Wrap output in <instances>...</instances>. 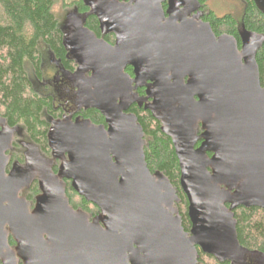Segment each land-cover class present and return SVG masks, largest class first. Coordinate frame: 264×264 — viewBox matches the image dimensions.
<instances>
[{
	"label": "water",
	"instance_id": "95a60500",
	"mask_svg": "<svg viewBox=\"0 0 264 264\" xmlns=\"http://www.w3.org/2000/svg\"><path fill=\"white\" fill-rule=\"evenodd\" d=\"M166 1H85L103 31L116 35L112 46L82 27L75 48L80 70L91 72L86 107L107 126L53 122V158L67 160L57 175L42 171L32 213L21 193L35 172L19 163L8 171L16 129L0 117V264H198V248L220 261L247 251L233 210L264 209V87L256 61L264 37L244 32L239 49L234 37H217L173 1L167 17ZM253 1L264 13V0ZM146 86L179 161L190 233L175 207L177 189L148 169L143 128L128 112L132 92ZM62 179L101 215L90 221L74 210Z\"/></svg>",
	"mask_w": 264,
	"mask_h": 264
},
{
	"label": "trees",
	"instance_id": "16d2710c",
	"mask_svg": "<svg viewBox=\"0 0 264 264\" xmlns=\"http://www.w3.org/2000/svg\"><path fill=\"white\" fill-rule=\"evenodd\" d=\"M244 10L241 21L226 14L218 16L208 8V0H199V19L210 24L217 37L229 35L236 39L241 49V37L244 32H253L264 37V13L258 10L253 0H243ZM55 0H0V117L6 125L19 131L14 135L9 170L16 162L25 164L21 151L23 142L29 143L49 160H54L52 171L59 173L61 160L53 158L49 145V132L54 121L62 120L65 110L57 106L52 95H44L35 90L26 66H30L38 80L43 78V52L48 49L66 71L75 72L78 65L69 55L65 43L62 24L66 14L55 12ZM66 9L74 10L85 16L84 26L96 36L102 31L96 16L90 14V6L85 0H75L66 4ZM109 40V37L103 36ZM256 61L264 87V42L257 52ZM133 75L131 68L127 69ZM148 86L139 89L138 97L128 106V112L134 114L145 134V160L152 174L163 173L177 189L179 201L175 204L181 217L184 230L190 233L192 224L189 218V202L180 186V167L172 139L163 131L159 114L151 108L152 100L147 94ZM73 120H89L94 125H105L104 116L92 107L80 108ZM1 129V127H0ZM204 130L198 126V135ZM22 135V136H21ZM22 138V141L21 139ZM202 143L199 141L198 146ZM212 156V155H210ZM66 196L74 210L86 212L90 220L101 215V210L85 200L72 188L71 182L62 179ZM41 194L38 180L22 191L21 195L35 206ZM228 207H230L228 205ZM236 221V236L240 246L249 251L264 255V209L238 206L233 210ZM11 248L16 247L10 237ZM198 264H234L232 260H218L198 248Z\"/></svg>",
	"mask_w": 264,
	"mask_h": 264
},
{
	"label": "rangeland",
	"instance_id": "374dc122",
	"mask_svg": "<svg viewBox=\"0 0 264 264\" xmlns=\"http://www.w3.org/2000/svg\"><path fill=\"white\" fill-rule=\"evenodd\" d=\"M55 1H56V7H55L56 14L61 16L67 13L64 19V23L62 24L63 30L65 31L66 34V45L70 51L72 50L71 56L77 61V64L80 65L78 61L76 49L71 48L68 39H70V35L73 33L74 29H76L77 27H81L83 17L78 15L77 12H75L74 10L67 12L68 10L66 9V4H70L75 0H55ZM85 1L87 3H95L98 2L99 0H85ZM113 1L120 2V0H113ZM208 8L214 11L215 14L218 16L231 14L237 17L239 21H241V17L244 10V2L243 0H208ZM199 16L200 13H196L192 18H195L197 22H200ZM26 67L35 90L44 95H52L55 98L56 105L63 106L69 113L68 115L64 116L62 120H64V122L73 121L71 114L79 106H81V104L83 103L82 100L84 99L82 92H80V89H81V85L83 84V81L87 79V77L85 76V72L82 71V73L79 74L78 76L66 75L61 70V67L58 65V63L54 60L52 54L49 52L48 49L44 50L43 52L42 80L37 79L33 69L29 65ZM137 99H138L137 96H132L126 102L127 104H129L132 100H137ZM18 133L19 131L16 130L14 135ZM20 139L22 141V138ZM21 144H23L24 147L21 149V151L25 156V164L22 165V167L27 168L29 165H31L33 167V171L35 172L36 179L39 180L41 178L42 171L52 167L54 165V160H49L43 157L29 143L23 142ZM64 160H67V158L61 160V163ZM57 177L59 180L61 179L59 175ZM21 197L24 198L22 195ZM34 207L35 206H31V204H29L30 213L33 212ZM12 249L13 251L16 252L15 248ZM233 263L234 264H264V255L256 252L239 251L234 256Z\"/></svg>",
	"mask_w": 264,
	"mask_h": 264
},
{
	"label": "flooded vegetation",
	"instance_id": "af4514ba",
	"mask_svg": "<svg viewBox=\"0 0 264 264\" xmlns=\"http://www.w3.org/2000/svg\"><path fill=\"white\" fill-rule=\"evenodd\" d=\"M130 0H120L119 3H128ZM170 1H173L176 5H178V7L180 9H186L188 12H189V15L188 17L189 18H192L196 13H200V4H199V0H167L164 4H163V9L166 13V16L168 17L167 15V10H168V7H169V4H170ZM91 9V7H90ZM196 11V12H194ZM193 12V13H192ZM78 14V13H77ZM79 15V14H78ZM81 16V15H80ZM83 17V21H82V25L81 27H77L76 29H74L73 33L70 35V39H68V42L71 46V48L75 49L77 46H79V44H81V41L79 39V33L82 31V27L86 28L84 26V19H85V16H81ZM98 19V18H97ZM99 21V20H98ZM201 21V20H200ZM99 25H100V22H99ZM100 28H101V25H100ZM63 29V27H62ZM87 29V28H86ZM89 30V29H88ZM64 31V30H63ZM90 31V30H89ZM101 31H102V36L101 37H98L96 36L95 33H93L97 39H100V40H103L104 42L114 46L116 44V35L114 33H105L103 31V29L101 28ZM103 36L105 37H109L110 39L107 40L105 39ZM64 37H65V43H66V34H65V31H64ZM67 46V45H66ZM68 48V47H67ZM69 50V49H68ZM50 52V51H49ZM51 53V52H50ZM71 53H72V50L70 51L69 50V55L71 56ZM52 54V53H51ZM53 57V55H52ZM54 58V57H53ZM71 58H73L71 56ZM74 59V58H73ZM54 60L58 63V65L61 67V70L66 74V75H70V76H78L79 74L82 73V70H80V65H78L76 71L73 73V72H69V71H66L64 69V67L54 58ZM75 60V59H74ZM75 62L77 63V61L75 60ZM131 67H128L127 69H129ZM127 69H126V73L129 74L127 72ZM132 69V68H131ZM133 70V69H132ZM130 75V74H129ZM85 76L87 77V79L91 76V72L90 71H85ZM131 78H134V74L133 75H130ZM81 79V78H80ZM87 79L83 81V84L81 85V89H80V92H82V95L85 99L82 100V104L81 106H79L72 114V119L74 117L76 118H80V115H78V112L80 110V108L82 107H85V106H89L91 100L90 98H88L86 95L89 94V90L87 88ZM144 88V87H143ZM139 89H142V88H138L137 90H135L134 92H132V96H135L134 94L139 90ZM152 100V99H151ZM83 105V106H82ZM60 106V105H59ZM63 107V106H62ZM63 109L65 110V116L68 115L69 113L67 112V110L63 107ZM77 120V119H76ZM81 120V119H79ZM74 121V120H73ZM106 123V121H105ZM100 126V125H99ZM104 126H107L106 124ZM69 181V180H68ZM71 182V181H70Z\"/></svg>",
	"mask_w": 264,
	"mask_h": 264
}]
</instances>
